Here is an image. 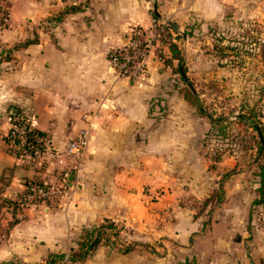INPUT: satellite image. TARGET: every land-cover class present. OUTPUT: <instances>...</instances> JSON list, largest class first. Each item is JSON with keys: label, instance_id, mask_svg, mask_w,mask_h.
I'll use <instances>...</instances> for the list:
<instances>
[{"label": "crops", "instance_id": "crops-1", "mask_svg": "<svg viewBox=\"0 0 264 264\" xmlns=\"http://www.w3.org/2000/svg\"><path fill=\"white\" fill-rule=\"evenodd\" d=\"M7 1L10 25L0 30V264H38L49 251L65 246L63 241L78 234L89 219L95 221L98 209L147 236L124 253L103 256L99 248L80 264H262L264 255L257 248L250 253L241 238L255 220L250 208L257 198L243 181L224 183L220 204L206 212L211 222H200L194 211L186 210L176 211L175 225L151 227L178 197L194 195L204 204L216 190L218 172L210 171L201 155L208 119L186 100V88L176 85L175 72L152 59L144 74L130 79L112 66L110 53L126 42L130 29L149 26V2ZM251 1L153 0L152 7L156 3L164 17L173 16L182 30L191 17L208 26L224 23L229 13L255 14L261 5L251 6ZM75 6L81 10L65 13ZM194 40L183 39L180 45L191 83L194 55L200 53ZM253 81L248 82L249 92L257 89ZM16 117H24L61 152L81 129H88L86 154L62 166L18 161L4 140ZM33 178L54 183L65 178L68 191L76 189L80 202L56 212L20 207L25 212L14 215L13 203ZM87 189L105 199L90 200L96 204L90 218L78 213L91 210L82 202ZM146 189L156 193L154 204L161 211L148 209ZM50 216L56 218L51 224ZM150 235L152 240L160 237L158 243L146 242Z\"/></svg>", "mask_w": 264, "mask_h": 264}, {"label": "rangeland", "instance_id": "rangeland-1", "mask_svg": "<svg viewBox=\"0 0 264 264\" xmlns=\"http://www.w3.org/2000/svg\"><path fill=\"white\" fill-rule=\"evenodd\" d=\"M147 1L149 4L146 3V5H149L153 9V0H146V2ZM249 4L251 6L261 5V10L255 14H249L248 12H241L239 15L229 13L226 15L224 23L220 25L213 24L207 26L198 20H192L191 17L187 19L189 22L188 24L182 25V31L186 33V40H188V38L190 40L195 39L194 44L200 51L198 55H194L196 59H194L193 65L191 66L193 73L191 77L192 84H194L193 86L203 101V107L206 113L203 116L208 119L210 125L208 132L203 135L204 137L201 141L202 159L207 163L210 171L218 172L216 178L218 185L222 182L224 185V183L228 181L233 184L236 181H243L248 184L246 190L248 191L249 189L253 196L259 197L256 189L259 187L260 177L258 173L260 170L255 159L259 144L262 142L255 128L256 125L261 127L264 142V0H252ZM150 11L152 12L151 21L154 18L157 19L153 14V10ZM172 18L173 16L167 19L171 20ZM159 22L165 28L163 32V42L166 39L165 41L167 44H169V42L170 44L175 43L180 47V45L183 44V37L165 23ZM177 36H180V38H177ZM166 49L170 54L167 51H165L164 54L163 51L157 52L156 61L163 64L164 68L173 70V67L165 62V59L171 56L170 49L168 47ZM182 52L184 54L183 50ZM148 63H151V59ZM174 63L176 66L177 62ZM186 64L187 62L184 58L183 67H185L188 72L190 66ZM174 74L176 85L187 88L181 73L175 72ZM250 78L254 79L257 83V89L253 91L251 88L249 92L248 82ZM239 79L240 85L238 82ZM253 82H251V85ZM251 111L259 113L256 114L257 117L254 118L255 121L246 119ZM240 115H245V123L239 121ZM210 117L216 119L214 120L216 122L220 121L221 124L219 126L213 125L214 121ZM220 167H223L221 172L218 171ZM65 182V178L63 180L62 178L59 179L57 183L45 180L47 186L56 187V189L60 191L59 196L62 197L63 195L64 197L61 198V202L50 199L49 202H47V200L44 204L34 205V207L41 208L42 206V210L46 208L49 210L56 209L54 211L56 212L60 209L68 208L70 203L73 207L80 202V199L76 198V189L68 191ZM218 185L215 189H218ZM25 187L27 188V185ZM102 190L103 189H100V192ZM213 191L214 189H211L209 193ZM145 192L150 202L147 206L148 209L152 207L151 209L154 211H161L159 206L154 204V202H156L154 201L156 193H152L147 189ZM100 195L102 196L101 200L99 199V193L95 192L92 194L91 191L87 189V195L82 202L85 207L91 210L85 212L82 209L79 210L78 213L85 214L89 218L92 217L94 215V210L92 209L96 207V204L92 203L90 200L103 203L105 199L102 193H100ZM193 196L194 195H189L186 197V195H184L178 197L175 204L166 205L164 208L167 212L166 216H161L162 219L159 218V220L157 219L156 221L153 220V225L151 227H160L163 223L175 225L177 221V216H175L176 211L184 212L186 210L194 211L193 216L196 220L200 219V222H211L206 212L208 213L209 211L210 213L211 210L219 204L214 206V204L209 203L206 207H203V202H198V199ZM65 198L66 200L64 201ZM63 201L64 205L62 204ZM202 201H204V199H202ZM6 203H8V201ZM27 206L23 205L21 208H26ZM167 207L170 208L168 209ZM29 209L30 207H28V210ZM11 212L14 213V215H20L24 213L25 210L20 209L19 205L13 203ZM102 212L103 211L98 209L96 213L99 215L95 218V221L89 219L88 224L84 226L78 234L63 241L62 244H65V246L57 251H49L47 255L52 253L64 254L62 261L57 264H80L90 258L92 259L99 248L98 251L105 256L108 252L116 254L124 253L127 247L137 244L140 246L144 243L143 236H147L145 230L138 229L137 226L134 228L132 224H126L115 218L106 217ZM250 213L255 217V220L250 221L249 227L251 229L249 230L248 236L245 235L241 238H245V244H248L250 253L252 249L255 250V248H257V253L259 255H264V204L252 206L250 208ZM55 220V216H50L47 222L51 224ZM110 222L117 225L118 230L116 234H114L113 230H106L103 235L102 243L92 256L80 262L71 261L72 254L79 249V243L84 235L85 229L95 226L98 227L102 224L108 225ZM252 222L254 223L253 225L251 224ZM148 223H150V221H148ZM206 226L207 225H203L204 228H206ZM150 238L151 240H146V242L151 243L152 241L160 239V237H158V239L152 240L154 239L153 235H150ZM156 242L158 243V241ZM58 243L61 242L59 241ZM152 247L153 246H151V248ZM47 258L48 256H46L43 261L40 260L38 264H46ZM261 263H264V259L261 260Z\"/></svg>", "mask_w": 264, "mask_h": 264}, {"label": "built area", "instance_id": "built-area-1", "mask_svg": "<svg viewBox=\"0 0 264 264\" xmlns=\"http://www.w3.org/2000/svg\"><path fill=\"white\" fill-rule=\"evenodd\" d=\"M10 11L6 17L0 21V30L9 27ZM164 27L157 19H152L149 26H134L130 29L125 43L117 45L110 53V61L116 72L121 77L135 79L145 73L149 67L148 61L156 60V53L163 54L169 48V44L164 40ZM168 41V40H167ZM166 49V50H165ZM155 58H154V57ZM23 117H16L10 124L9 130L4 136V140L12 155L20 162L28 164H38L41 166L47 162L49 165H65L71 158L82 159L86 154L89 145V130L81 129L78 137L68 143L64 151L54 149L46 136L37 137L36 143L28 139L29 127L32 126ZM56 187H40L28 185L25 192L16 200L17 205L31 207L44 204L45 201L57 200L61 202L64 196H59Z\"/></svg>", "mask_w": 264, "mask_h": 264}, {"label": "trees", "instance_id": "trees-1", "mask_svg": "<svg viewBox=\"0 0 264 264\" xmlns=\"http://www.w3.org/2000/svg\"><path fill=\"white\" fill-rule=\"evenodd\" d=\"M8 10H9L8 1L0 0V21L1 20L3 21V19L6 17ZM80 10H81L80 6H75V7H71L67 9L65 13L77 12ZM177 38H180V36H177ZM169 49L171 52V56L167 57L165 59V62L173 67L174 72L181 73L180 67L183 66V63H184V54L181 48L175 43H171L169 46ZM174 62H177L176 66L174 65L175 64ZM185 98L190 104L196 107V109L198 110L200 114L202 115L206 114L204 107H203V103L201 102L200 98L197 95L193 94L189 88H186L185 90ZM257 113L258 112L256 111H251V113L249 112V115L248 117H246V119L255 121L254 118L257 117L256 115ZM244 120H245V115H240L239 121L245 123ZM220 124H221L220 121L213 122V125L215 126H219ZM28 127H29V124H28ZM28 129H29L28 139L33 140L34 143H36L37 137L45 136L44 133L40 132L37 129H34L33 127L32 128L29 127ZM259 129L262 130L261 127H259ZM255 130L258 131L257 128H255ZM255 162L259 165L258 168L260 171L258 175L260 177V181H259V187L256 189L259 197L255 199V201L253 202V205H263L264 204V144L262 143L259 144V147L257 149V155H256ZM220 184L221 186H219L218 189H216V191H214V193H212V195L209 198H207V200L204 202L203 207H206L209 203L214 204V206L217 204H220L221 200L223 199V187H222L223 182ZM26 185L27 187L28 185H37L40 187L47 186L45 183V180L43 181L37 178L31 179L30 181L27 182ZM106 230H113L114 234H116V231L118 230L117 225L110 222L108 223V225L102 224L98 227L95 226L93 228L85 229L84 235L79 243V249L72 254L71 261L80 262L92 256L97 250L98 246L102 243L103 235ZM63 258H64V254L62 253L61 254L52 253L48 255L46 264H57L58 262L62 261ZM12 264H16V263H12Z\"/></svg>", "mask_w": 264, "mask_h": 264}, {"label": "water", "instance_id": "water-1", "mask_svg": "<svg viewBox=\"0 0 264 264\" xmlns=\"http://www.w3.org/2000/svg\"><path fill=\"white\" fill-rule=\"evenodd\" d=\"M153 14L155 15V17H156L159 21L165 23V24L168 25L170 28H172L174 31H176L178 34H180V35L183 37V39L186 41V39H187L186 33L183 32V31L180 29V27H179L174 21L169 20V19H167L166 17H164V16L158 11V8H157L156 3L153 4ZM180 71H181V75H182V77H183L185 83L187 84V86L191 89V91H192L194 94H197L195 87H194L193 84L190 82V80L187 78L183 66L180 67ZM210 118H211L213 121L216 120V119H214V118H212V117H210ZM256 128L258 129V133H259V136H260L261 142H262V144H264V142H263V137H262V132H261V130L259 129V127H258L257 125H256ZM71 180H72V178H70V181H71ZM69 186H70L71 188L73 187V185H72L71 183H69Z\"/></svg>", "mask_w": 264, "mask_h": 264}]
</instances>
